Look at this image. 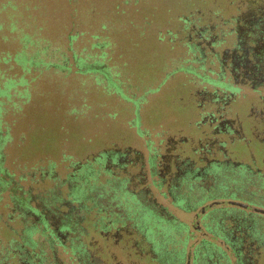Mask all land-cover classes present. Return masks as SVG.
<instances>
[{
    "label": "flooded vegetation",
    "instance_id": "flooded-vegetation-1",
    "mask_svg": "<svg viewBox=\"0 0 264 264\" xmlns=\"http://www.w3.org/2000/svg\"><path fill=\"white\" fill-rule=\"evenodd\" d=\"M192 5L177 29L187 59L150 108L154 128L92 150L36 196L14 188L10 222L22 228L6 225L0 264H182L192 230L187 264H264L263 220L243 204L230 212L239 201L264 210V0Z\"/></svg>",
    "mask_w": 264,
    "mask_h": 264
},
{
    "label": "rangeland",
    "instance_id": "rangeland-1",
    "mask_svg": "<svg viewBox=\"0 0 264 264\" xmlns=\"http://www.w3.org/2000/svg\"><path fill=\"white\" fill-rule=\"evenodd\" d=\"M135 1L130 3L131 10L127 12L137 19L134 26L139 23L138 29L135 32L129 30L126 35L128 38L139 39V32L146 26L147 35L151 34V42L143 47L145 56H140L135 62L139 64L144 60V63L155 61L156 68L145 70L147 79L141 85L134 82L133 87L124 90L127 98L117 94L102 98L96 91L86 93L79 83H66L60 74L54 75L58 80L52 81L45 77L48 73L43 74L44 72L31 87L17 82L9 92L10 98L9 95L0 97V253H6L11 238L6 225H12L18 231L22 228L17 221L10 222L15 215L17 195L14 188L20 189L19 197H27L29 193L36 196L52 187L50 176L62 179L70 172V169L65 170L66 167L85 160L95 153L92 150L103 144L122 143L123 139L132 145L139 144L135 130L140 127H149L151 130L154 128L147 118L150 108L161 100V91L165 90L162 86L177 78L176 66H183L182 60L187 59L186 55L181 54L182 37L177 35L178 26L184 16L199 8L192 4H200L202 0ZM116 2L117 0H0V70L7 71L11 79H20L25 73L27 79L35 77V72L45 68L39 65L44 59V50L31 46L24 48L27 45L26 37L36 36L56 41L64 34L88 32L90 27L84 24L89 5L96 4L99 13L105 10L114 12ZM15 26L17 29L13 30ZM27 42L30 44V41ZM9 55L18 60L25 57L31 64L18 65L13 59L8 63L4 62L3 56ZM139 68L141 72V69L147 67L142 64ZM8 80H1L0 88H4ZM166 96L163 97L167 98ZM178 96H172V101L178 99ZM172 101H168L169 108L175 110ZM133 103L135 107L132 109ZM157 110L159 114L160 109ZM44 172L49 174L42 179L41 173ZM105 176L106 173H100V193L103 188L106 192ZM229 184L238 185L239 182L232 181ZM257 189L260 190L258 187ZM248 191L253 192L252 189ZM237 207L239 208L230 212H241V207L252 209V213L259 215L264 222L263 209L240 201ZM147 212L149 213L148 210ZM231 213L228 212L225 216L229 217ZM150 218L156 221L154 215ZM158 223L159 230H162L165 222ZM197 232L192 230L181 237L188 241L186 250L181 253L182 264H187L188 253L196 243L193 235L200 240ZM261 232L264 235V230ZM206 241L222 251L227 250V245L215 239L212 232L206 237ZM171 243L175 247L181 244L176 238ZM90 249L93 250L91 247ZM61 257L63 260L67 259L64 254ZM84 262L88 264L87 261Z\"/></svg>",
    "mask_w": 264,
    "mask_h": 264
},
{
    "label": "trees",
    "instance_id": "trees-1",
    "mask_svg": "<svg viewBox=\"0 0 264 264\" xmlns=\"http://www.w3.org/2000/svg\"><path fill=\"white\" fill-rule=\"evenodd\" d=\"M132 1L134 0H117L114 12L105 10L102 13L97 12L96 4H90L84 24L90 27L88 32L64 34L56 41L47 38L39 39L36 36L26 37L27 45L24 48L28 46L36 49L43 48L44 59L39 65L45 68L35 72L36 76H32L31 79L25 77L26 73L20 79H11L10 76L6 77L7 71L0 70V81L9 78L4 89L0 88V97L9 95L10 98L9 92L17 85V82L31 87L44 72L43 74L48 73L45 77L52 81L58 80L54 75L60 74L61 79L66 83L68 81L79 83L86 93L96 91L102 98L111 97L113 94L127 98L124 90L133 87L134 82L141 85L147 79L145 70L156 68L155 61L144 63V60L139 64L147 68L141 69L140 72L141 66L135 62L140 56H145L143 47L145 48L147 42H151V34L147 35L146 26H144L139 32L141 35L139 39L128 38L126 35L129 30L135 32L139 24L134 26L137 19L127 12L131 10ZM135 2L138 3L139 0ZM16 29V26L13 27V30ZM27 41H30V44ZM22 58L13 59L9 55L3 56V61L8 63L13 59L18 65L31 64L25 57ZM32 62L35 61L32 60Z\"/></svg>",
    "mask_w": 264,
    "mask_h": 264
}]
</instances>
